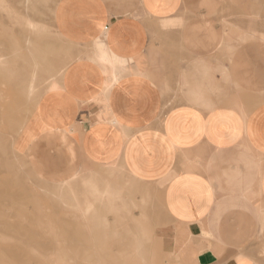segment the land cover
I'll use <instances>...</instances> for the list:
<instances>
[{"label":"crops","instance_id":"1","mask_svg":"<svg viewBox=\"0 0 264 264\" xmlns=\"http://www.w3.org/2000/svg\"><path fill=\"white\" fill-rule=\"evenodd\" d=\"M52 2L67 48L31 103L19 148L46 139L72 162L123 166L152 186L161 264H264L259 47L234 69L217 65L211 38L169 27L185 0Z\"/></svg>","mask_w":264,"mask_h":264},{"label":"rangeland","instance_id":"2","mask_svg":"<svg viewBox=\"0 0 264 264\" xmlns=\"http://www.w3.org/2000/svg\"><path fill=\"white\" fill-rule=\"evenodd\" d=\"M50 2L0 0V264H161V200L152 186L123 166L72 162L46 139L27 153L17 144L67 48ZM176 16L169 27L211 38L213 55L223 54L217 65H241L253 44L264 54V0H185Z\"/></svg>","mask_w":264,"mask_h":264},{"label":"bare ground","instance_id":"3","mask_svg":"<svg viewBox=\"0 0 264 264\" xmlns=\"http://www.w3.org/2000/svg\"><path fill=\"white\" fill-rule=\"evenodd\" d=\"M5 61H0V65L2 64V63H4ZM5 64V63H4ZM32 74H33V72H32ZM49 78V77H48ZM29 105V104H28ZM30 107V106H29ZM33 107V106H32ZM32 111V110H31ZM24 124H25V122H22V124H21V127H23L24 126ZM27 124V123H26ZM92 233V232H91ZM143 248V247H142ZM140 249V248H139ZM144 250V249H143ZM140 252V251H139ZM138 251H137V253L140 255V253H139ZM143 254H144V252H142ZM141 253V254H142Z\"/></svg>","mask_w":264,"mask_h":264}]
</instances>
